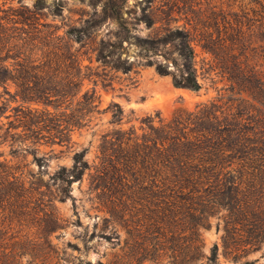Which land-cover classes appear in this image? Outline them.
<instances>
[{"label":"trees","instance_id":"1","mask_svg":"<svg viewBox=\"0 0 264 264\" xmlns=\"http://www.w3.org/2000/svg\"><path fill=\"white\" fill-rule=\"evenodd\" d=\"M112 1L106 0L101 13L102 20L118 22L117 41L107 51L97 49V60H114V69L130 71L133 63L121 59L118 52L127 40L146 58L144 65H154L157 74L170 76L173 86L198 91L202 83L193 46L197 43L227 67L228 90L239 95L238 103L224 108L210 102L177 113L169 121L148 115L139 128H123L119 103L111 102L102 110L95 89L82 91L88 76L82 69L89 68L82 65L79 53H69L73 41L83 40L82 28L72 27L62 36L55 26L41 22L44 8L60 14L58 3L50 6L36 0L31 9L4 11L1 93L20 103L14 119L0 133V144L8 142L11 156L0 159V264H19L24 251L33 257L41 254L46 262L52 259L48 238L64 221L55 202L72 198V182L83 181L84 176L87 199L102 212L100 224H94L98 231H92L88 240L97 235L119 241V227L126 233L121 254L109 264L157 263L164 256L172 264H196L204 257L199 228L208 226V218L221 211L223 246L234 252L236 261L264 244V72L250 64L247 53L256 29L264 41V7L252 10V18L236 12L228 17L221 10L175 7L176 0L160 5L147 0L144 22L149 26L164 22L153 36L141 37L131 35L120 21L121 7L115 8ZM174 13L184 15L182 24H177L182 17ZM159 15L164 17L158 19ZM97 20H87L91 23L87 26H95ZM74 31L79 34L72 37ZM225 51L230 64L223 62L228 58ZM155 55L163 60L153 59ZM4 108L1 104L0 114ZM101 111L110 112V122L117 127L101 135L91 163L84 148L73 153L70 168L61 165L46 181L38 173L23 175L18 159L31 153L41 168L46 155L52 156L51 151L36 155L40 140L70 144L71 133L88 127L93 114ZM106 229L111 233L105 234ZM88 240L84 248L89 247ZM16 246L20 251L15 252ZM200 264H221L216 244Z\"/></svg>","mask_w":264,"mask_h":264},{"label":"rangeland","instance_id":"2","mask_svg":"<svg viewBox=\"0 0 264 264\" xmlns=\"http://www.w3.org/2000/svg\"><path fill=\"white\" fill-rule=\"evenodd\" d=\"M36 0H0V17L5 15L7 9H18L21 6L33 8ZM47 5L58 3L62 10L60 14L51 13L44 8L41 22L51 24L56 27L57 34L64 36L65 32L72 27L82 28L81 34L83 40L81 42L73 41L69 53H79L82 65L87 66L89 70L82 69V73L88 74L83 79L82 91L85 89H95L99 95L100 109H105L111 102H117L124 111L122 124L123 128L135 126L139 128L140 120L148 115L156 114L163 121L171 120L177 113L194 110L197 106L216 102L225 107H235L238 103L236 100L239 95L234 91L228 90L230 82L227 78L228 73L225 72L226 66L209 52H206L197 43H194L196 67L198 70V79L202 83L201 89L192 91L183 87H175L171 82L170 76H160L156 73L154 65H144L146 60L139 53V49L127 40L123 41V48L118 49L121 53V59L131 61L132 69L124 72L121 69H114L113 62H102L96 59L97 49L103 48L107 51L109 44L117 41L116 32L119 30L118 22L111 18L102 20V8L106 0H45ZM165 0H154V5L164 4ZM178 4L175 7L195 11L209 8L216 11H223L228 17H233L231 13L245 14L252 18V10H263L264 0H176ZM115 8H120V21L127 25L131 35L141 37L153 36L157 32V27L164 22L157 21L154 25H147L142 19L144 12L148 11L147 0H114L112 1ZM244 10V12H242ZM177 24L183 23L184 15ZM192 14H188L191 16ZM164 17L162 16H157ZM98 19L93 27H89L90 20ZM89 20V21H87ZM1 21V20H0ZM79 34L74 31L72 37ZM254 35V36H253ZM259 30H255L249 41L251 45L247 50L250 64H256V69L264 72V41ZM74 39V38H73ZM133 39V37L131 38ZM227 60L223 62L231 63L229 52H224ZM68 54V53H67ZM152 56L153 59L162 61L160 55ZM207 72H204V69ZM68 69L65 71L66 73ZM95 83V85H94ZM8 90L13 93L14 86L11 82L7 83ZM2 92L0 87V105H4L3 112L0 114V133H3L7 122L14 119L15 107L20 103L14 101ZM247 98V94L242 95ZM249 99V97H248ZM248 105L252 102L245 101ZM34 106V105H32ZM52 110L51 107H48ZM157 120V118H155ZM110 112L94 113L88 127L82 128L71 133V142L67 145H59L57 143H46L40 140L36 155L51 151L52 156L46 155V164L41 168L38 163L33 160V155L28 153L24 158L18 159L20 169L23 175L28 173L39 174L43 181L49 179L61 165L70 168L72 165V155L76 151L86 148L85 158L91 163L98 154V145L102 134L109 132L117 125L112 124ZM157 124V122H156ZM69 146V148H68ZM71 147V148H70ZM0 159L4 157L10 159L8 154V142L0 144ZM15 162V161H12ZM37 176V175H35ZM88 182L84 176L83 181H73L70 187L72 198L66 201L55 202L58 215L64 221L62 226L58 227L49 235V243L53 250L50 252L52 259L43 261V256L33 257L30 251H24L20 256L19 264H109L113 261L115 255L121 254V245L126 237L125 230L121 227L117 228L119 233V241L117 238H102L95 236L88 240L92 231H98V227H94L95 223L100 224L102 212L93 208L94 205L87 199L86 189ZM222 211L208 218V226L200 227V237L202 240L201 251L204 254L202 260L197 261L200 264L210 254V250L214 244L217 245V261L221 264H241L248 261V264H264V244L258 249L252 250L233 260L234 252L229 248H225L222 242L224 233L223 221L219 215ZM110 234V229L104 231ZM88 240V248H84V241ZM21 241V239L19 240ZM17 242V241H16ZM17 251L19 250V247ZM35 254V253H34ZM142 264H172L167 256L162 257L157 263L144 261Z\"/></svg>","mask_w":264,"mask_h":264}]
</instances>
